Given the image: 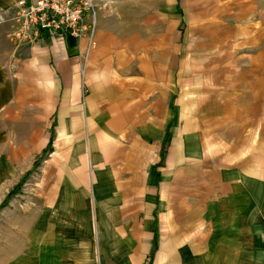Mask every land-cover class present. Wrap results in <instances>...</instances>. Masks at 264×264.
Wrapping results in <instances>:
<instances>
[{"label":"crops","instance_id":"obj_1","mask_svg":"<svg viewBox=\"0 0 264 264\" xmlns=\"http://www.w3.org/2000/svg\"><path fill=\"white\" fill-rule=\"evenodd\" d=\"M34 1L0 0V113L54 134L47 264H224L264 191V0H93L92 49L13 43Z\"/></svg>","mask_w":264,"mask_h":264},{"label":"rangeland","instance_id":"obj_2","mask_svg":"<svg viewBox=\"0 0 264 264\" xmlns=\"http://www.w3.org/2000/svg\"><path fill=\"white\" fill-rule=\"evenodd\" d=\"M14 7L10 9L12 13ZM1 115L0 206L25 175H31L23 188L0 210V264H47V224L43 216L47 211L46 161L49 154L34 168L43 148L40 143L32 141L36 128H31L30 112L25 111L20 122L11 120L10 116L3 119ZM257 194L256 200H249V204L256 201L258 206L257 209H248L247 231L232 222L233 239L226 240L224 264H264V191ZM238 232L247 238L235 239ZM240 246L246 255L237 253Z\"/></svg>","mask_w":264,"mask_h":264},{"label":"built area","instance_id":"obj_3","mask_svg":"<svg viewBox=\"0 0 264 264\" xmlns=\"http://www.w3.org/2000/svg\"><path fill=\"white\" fill-rule=\"evenodd\" d=\"M111 1L96 4L91 0H35L15 6L12 40L16 45L37 43L43 38L64 41L67 36L78 40L88 38L90 48L96 43L94 36L98 15L109 10Z\"/></svg>","mask_w":264,"mask_h":264},{"label":"trees","instance_id":"obj_4","mask_svg":"<svg viewBox=\"0 0 264 264\" xmlns=\"http://www.w3.org/2000/svg\"><path fill=\"white\" fill-rule=\"evenodd\" d=\"M53 138H54V134L51 137V140H50V143H49L47 149H45V151L40 156V158L35 162L34 168H37L41 164V161L43 160V158H45L53 150ZM164 152L165 151H163V153ZM30 175H31V173H27L25 175V177L21 180V182L17 185V187H15V189L7 196L4 204L0 206V210H2L6 206V204H8V202H10L11 199L23 188V185L29 179Z\"/></svg>","mask_w":264,"mask_h":264}]
</instances>
